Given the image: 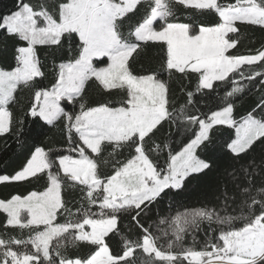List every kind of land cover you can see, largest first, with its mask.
Listing matches in <instances>:
<instances>
[{"label":"snow or ice","instance_id":"obj_1","mask_svg":"<svg viewBox=\"0 0 264 264\" xmlns=\"http://www.w3.org/2000/svg\"><path fill=\"white\" fill-rule=\"evenodd\" d=\"M29 124L0 264H264V0H15L0 142Z\"/></svg>","mask_w":264,"mask_h":264},{"label":"trees","instance_id":"obj_2","mask_svg":"<svg viewBox=\"0 0 264 264\" xmlns=\"http://www.w3.org/2000/svg\"><path fill=\"white\" fill-rule=\"evenodd\" d=\"M15 0H0V12H8L13 9ZM256 40H259V33L255 34ZM255 98V93L248 96L245 99V103L249 100ZM51 132H46L44 135L40 136L39 139L36 138L35 132L32 131V126H25V136L23 137L22 144L18 147L14 140H9L8 144L10 147L6 146L4 143L0 142V172L10 171L16 166L22 154L27 152L33 144L46 145L49 143V138L51 137ZM23 191V189H20ZM191 203H195L194 200Z\"/></svg>","mask_w":264,"mask_h":264}]
</instances>
